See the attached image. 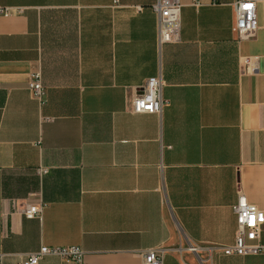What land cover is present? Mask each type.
<instances>
[{"label": "crops", "instance_id": "crops-1", "mask_svg": "<svg viewBox=\"0 0 264 264\" xmlns=\"http://www.w3.org/2000/svg\"><path fill=\"white\" fill-rule=\"evenodd\" d=\"M156 1L0 0L2 264L42 246L80 247L86 264H143L149 249L163 264H264L222 253L240 194L264 212V0L245 41L236 0H181L179 42L163 45ZM156 76L161 113L135 114Z\"/></svg>", "mask_w": 264, "mask_h": 264}, {"label": "built area", "instance_id": "built-area-1", "mask_svg": "<svg viewBox=\"0 0 264 264\" xmlns=\"http://www.w3.org/2000/svg\"><path fill=\"white\" fill-rule=\"evenodd\" d=\"M194 6H199V0H192ZM235 12V27L239 41L252 39L258 30L257 9L255 0H236L233 3ZM157 15V28L159 44H172L180 39V17L181 0H157L152 6ZM0 13L9 15V11L0 8ZM246 71L254 72L256 65L247 61ZM162 76L149 78L140 88L138 94L132 101V108L135 114H160L165 101L162 98L164 87ZM28 90L31 96L39 101L43 100L45 88L42 84L40 71L31 73L28 83ZM42 174L47 170L42 169ZM45 208L44 203L38 205H27L23 215L27 219L40 218ZM236 217V235L232 246L222 249L226 256L246 257L258 255L264 252V245L260 243L262 227L264 225V212L257 206L251 204L247 198L240 194L233 206ZM192 251L196 248L191 247ZM46 256H57L73 264H86L84 251L77 246L72 247H46L42 246L39 251L19 256L17 264H38ZM5 255L0 254V264L5 260ZM164 255L160 250L149 249L143 254V264H163Z\"/></svg>", "mask_w": 264, "mask_h": 264}, {"label": "trees", "instance_id": "trees-1", "mask_svg": "<svg viewBox=\"0 0 264 264\" xmlns=\"http://www.w3.org/2000/svg\"><path fill=\"white\" fill-rule=\"evenodd\" d=\"M0 98H1L0 104L3 106L5 103V93L4 92H1Z\"/></svg>", "mask_w": 264, "mask_h": 264}]
</instances>
